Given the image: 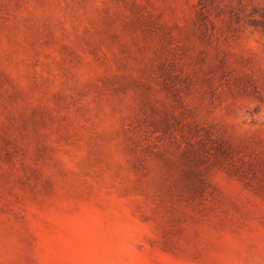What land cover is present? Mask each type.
<instances>
[{
    "label": "rangeland",
    "instance_id": "374dc122",
    "mask_svg": "<svg viewBox=\"0 0 264 264\" xmlns=\"http://www.w3.org/2000/svg\"><path fill=\"white\" fill-rule=\"evenodd\" d=\"M0 264H264V0H0Z\"/></svg>",
    "mask_w": 264,
    "mask_h": 264
}]
</instances>
